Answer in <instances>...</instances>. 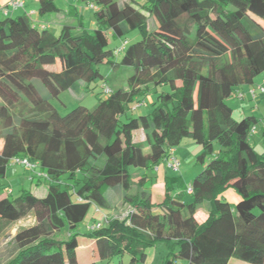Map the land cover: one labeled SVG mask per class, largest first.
<instances>
[{"label": "trees", "instance_id": "16d2710c", "mask_svg": "<svg viewBox=\"0 0 264 264\" xmlns=\"http://www.w3.org/2000/svg\"><path fill=\"white\" fill-rule=\"evenodd\" d=\"M34 1L39 19L62 12L54 0ZM64 1L76 23L57 35L26 9L15 17L0 12V226L29 211L36 220L15 234L17 252L6 264H78L76 227L91 205L106 220L81 235L94 245L96 259L87 264H146L147 249L159 244L167 251L159 264H264V150L249 142L256 119L235 121L227 104L264 73V0ZM78 4L96 7L89 30ZM134 31L139 41L109 48V36L123 40ZM121 78L127 89L115 86ZM98 80L96 106L65 115L37 87L57 98L77 86L90 91ZM144 105L150 112H141ZM137 130L147 150L133 140ZM183 138L201 147L196 162L206 163L189 184L191 202H183L187 186L172 193L166 182L153 203L142 171L158 167ZM15 158L46 175L31 179L46 185L43 196L10 198L3 180ZM109 188L129 204L125 215L105 214ZM228 191L238 196L233 205ZM203 205L207 216L199 222ZM63 229L68 236L58 239Z\"/></svg>", "mask_w": 264, "mask_h": 264}, {"label": "rangeland", "instance_id": "374dc122", "mask_svg": "<svg viewBox=\"0 0 264 264\" xmlns=\"http://www.w3.org/2000/svg\"><path fill=\"white\" fill-rule=\"evenodd\" d=\"M122 2V1H119ZM54 4L56 7H58L60 10H64L69 3L65 2L64 0H54ZM78 6H82L81 9H84L87 11L86 16L82 19L84 23V27L86 29H90V23L93 21L92 19V10H90L88 7H85L84 4H78ZM36 6L34 7L33 11H36ZM31 11L26 8V12ZM23 12L22 9L13 12L12 16H19ZM39 19L38 15H33L32 19ZM70 24H75V21L71 19ZM148 26L150 29L153 28L152 19H148ZM57 28V29H56ZM48 31H50L52 34L57 35L59 32V29L57 27V24L49 23L48 24ZM140 40V36L137 32H130L123 40L114 39L111 36H109V48L110 49H116L122 45L123 41H126L125 48H127L129 45L133 44L134 42H137ZM122 57V54L118 55V60H120ZM100 70L103 74H107V68L105 66H100ZM259 79H256V82ZM142 81V82H141ZM148 81V76H145L141 78V83H146ZM140 83L137 84V86ZM115 86L117 87H123L127 89L126 85L123 84V79L119 82H116ZM37 87L39 89L40 94L45 96L49 103L57 110V112L60 115H65L70 110L77 106L85 107L89 110H92L96 104L98 103L99 99L102 98V87L103 82L98 80L96 83H93L89 86L91 88L90 91L84 90L81 86L74 87L72 89H69L67 91H63L59 94L57 98H50L48 97V93L37 84ZM264 87V86H262ZM163 90H167L166 88H162ZM263 97L264 94H258L257 97ZM228 106L231 108L233 113V118L235 121H240L243 118L246 117H255L257 118L261 123H264V98L260 100H253L251 99L250 104L247 102V104H244L240 100L238 101L236 96L231 97L229 100H227ZM151 107L149 105H144L141 109V112L148 113L150 112ZM139 111L134 112V115L137 116ZM256 124V123H255ZM255 126L254 130L250 132L249 134V142L251 145L254 146L255 150L259 153L262 151V146L259 137V133L255 132ZM144 135L142 131L136 132L134 134L135 141L138 140H144ZM144 148H146V144L143 143ZM201 153V147L197 144H195L190 138H183L177 146L172 154L177 158L179 162V169L178 171L172 170L170 167H168L164 161H161L158 165V167L154 168H147L142 171V174L144 176H148L151 178L152 185L150 187L151 197L153 203H157L162 199L163 195V186L167 182L171 187L172 193H177L181 191H185V186H188L191 184L193 179L204 169L206 163L200 165L196 162V157ZM130 172H134L137 169L130 168ZM39 173V168H34L33 170H30L28 168H25L19 164H12L7 168L6 176L3 180L4 184L8 187V194L10 198H16L18 197L22 191H31L36 197H41L44 195L46 190V185L41 184L40 186H36L33 182H31L32 177H37V174ZM135 192V187L133 185L130 186L127 194L133 195ZM6 195V194H4ZM105 195L107 197V202L109 204V207L105 212L107 214V217L114 218L118 217L120 215H125L127 210H129V204L126 200H124L122 193L120 190L116 188L112 189H106ZM235 198V201L233 199ZM191 196L184 192L183 196V202L185 204H188L191 202ZM225 199L227 202L231 203L232 205L238 200V196H236L231 191H228L225 195ZM104 214L101 215L100 212H97L93 205H91L87 211V214L84 218V220L77 225L76 232L79 234L77 236L78 242H79V248L76 251V257L78 264H87L89 261L95 260L94 254V245L91 240H89L86 237H83L84 233L87 232L88 229H91V227L98 221H101ZM197 219L200 222H203L207 216V207L205 205L201 206L200 209H198L196 213ZM36 220L33 211H29L23 218H21L19 221H16L14 223L8 224V225H2L0 226V264H6L7 261L12 258L15 253L17 252V246L14 243L13 237L15 234L25 228L31 227L35 225ZM67 232L68 230L63 229L62 232H56L54 235L58 239H65L67 238ZM166 249L163 245L159 244L157 247L148 248L147 249V264H159L160 262V253H162L161 257L166 254ZM128 257L125 256L121 259L123 263L128 262ZM120 259L114 258L108 262H102L100 264H118ZM228 264H246L243 262H240L236 259H231Z\"/></svg>", "mask_w": 264, "mask_h": 264}, {"label": "crops", "instance_id": "0c3cea01", "mask_svg": "<svg viewBox=\"0 0 264 264\" xmlns=\"http://www.w3.org/2000/svg\"><path fill=\"white\" fill-rule=\"evenodd\" d=\"M6 2H7V0H0V10L2 9V7H4L5 6V4H6ZM25 6H26V8L27 9H29V10H32L33 11V9H34V7L36 6V8H37V4H36V2L34 1V0H28V1H26V4H25ZM69 6V5H68ZM68 6L64 9V10H62V12L61 13H59V14H57L56 16H54V17H47V18H41V19H39L41 22H45V23H53V24H57V27H58V29H60L61 27H62V25H64V24H70L71 23V18H70V16L72 15V13L70 12V11H68ZM75 9H76V12L78 13V16H79V18H81V19H83L85 16H86V13H87V11L86 10H84V9H81V6L80 7H75V6H73ZM72 8V7H71ZM24 12V11H23ZM22 12V13H23ZM76 23V22H75ZM71 25H75V24H71ZM93 25V23L91 22L90 23V26H92ZM57 29V28H56ZM259 79L257 82H256V79ZM257 86H264V73H262V74H260L259 76H257L255 79H254V81H253V84L252 85H247V86H242V87H240L239 88V91H241L242 93H244V98L242 99V100H240V99H237L238 101L240 100L241 102H243L244 104H247V102H249V104H250V101H251V98H249L248 97V95H247V91H248V89L249 88H252V87H257ZM262 98H264V96L263 97H256L254 100H260V99H262ZM255 118V117H254ZM256 119V124L255 125H257V126H255V132L256 133H259V137H260V143H261V146H262V150L261 151H263L264 150V123H261V122H258L259 120L257 119V118H255ZM139 131H141V130H137V131H135L134 133H133V140L135 141V139H134V134L136 133V132H139ZM144 135V134H143ZM135 142H140V143H144L145 142V138H144V140H138V141H135ZM253 146V145H252ZM145 150H147V147L146 148H144ZM174 151V149L172 150V152ZM163 196V195H162ZM233 199H234V201H235V198L233 197ZM161 201V200H160ZM159 201V202H160ZM153 202V201H152ZM158 203V202H157ZM196 218H197V216H196ZM199 221V220H198ZM200 222V221H199ZM162 245V244H161ZM158 246V245H157ZM147 252V251H146ZM161 255H162V253H160V255H159V257L161 258ZM148 256V255H147ZM146 260H147V258H146ZM146 264H147V262H146Z\"/></svg>", "mask_w": 264, "mask_h": 264}, {"label": "built area", "instance_id": "2783aa9c", "mask_svg": "<svg viewBox=\"0 0 264 264\" xmlns=\"http://www.w3.org/2000/svg\"><path fill=\"white\" fill-rule=\"evenodd\" d=\"M26 0H7L6 4L4 7H2V9L0 10V12L4 15L13 13L15 11H18L20 9L25 10L26 6H25ZM87 7L89 9H96V7L93 4H87ZM26 15L28 17H32L33 15H35L34 11H28L26 12ZM46 27H48L47 25H44ZM105 92H108V90L106 89ZM258 94H264V87L262 86H257V87H252L249 88L247 91V95L249 98L251 99H255L257 97ZM244 93H242L241 91H238L236 93V98L242 100L244 98ZM254 130V126L251 128V131ZM12 164H19L25 168H28L30 170H33L36 166L30 164L26 159H20V158H15L12 159L11 161ZM165 163L168 167H170L172 170L174 171H178L179 169V162L177 160V158L172 154L165 160ZM37 168V167H36ZM38 177L41 178H46V175L44 173H42L41 171H39V173L37 174ZM186 193L187 194H191L192 193V187L190 185L187 186L186 188ZM105 216H103V218L101 219V221L96 222L91 229H96L99 228L102 224V222H105Z\"/></svg>", "mask_w": 264, "mask_h": 264}]
</instances>
